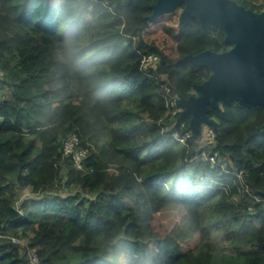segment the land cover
Segmentation results:
<instances>
[{"label":"trees","instance_id":"obj_1","mask_svg":"<svg viewBox=\"0 0 264 264\" xmlns=\"http://www.w3.org/2000/svg\"><path fill=\"white\" fill-rule=\"evenodd\" d=\"M156 1L0 0V264H36L28 250L37 264H264V106L211 107L216 143L187 151L159 123L160 82L190 97L212 71L177 61L233 44L220 25L181 28L184 4L149 19ZM140 53L158 67L141 71ZM73 135L83 168L63 151ZM171 206L184 213L163 220Z\"/></svg>","mask_w":264,"mask_h":264},{"label":"water","instance_id":"obj_2","mask_svg":"<svg viewBox=\"0 0 264 264\" xmlns=\"http://www.w3.org/2000/svg\"><path fill=\"white\" fill-rule=\"evenodd\" d=\"M183 4L181 28L192 18L199 20L206 35L212 26L220 25L225 41L233 44L223 52L203 50L177 61L212 71L203 83L195 84L190 97L181 95L178 101L183 107L181 118L188 119L190 129L200 137L204 125L218 130V121L209 115L211 107L219 110L222 103L234 100L247 108L264 106V10L254 11L236 0H157L148 18Z\"/></svg>","mask_w":264,"mask_h":264},{"label":"built area","instance_id":"obj_3","mask_svg":"<svg viewBox=\"0 0 264 264\" xmlns=\"http://www.w3.org/2000/svg\"><path fill=\"white\" fill-rule=\"evenodd\" d=\"M159 61L160 57L157 54L140 53V69L144 73H149L152 72L153 69H156ZM162 80L163 81L160 82L161 94L167 100V111L166 115L159 120V123L169 122L172 136L187 146V151H189L192 141L197 142L202 148L213 146L217 141V130L210 125H204L202 135L196 137L189 127V120L181 118L183 107L178 102L181 93L173 90L167 77H164ZM80 144V138L77 135L70 136L64 143L63 151L65 155L72 154L78 166L83 168L81 162L89 155L90 149L83 148ZM203 155L205 159L210 160L214 164L225 166L227 163L224 157L220 156L218 152H214L213 154L204 152ZM28 256L32 263L37 264L39 262V256L36 250L29 251Z\"/></svg>","mask_w":264,"mask_h":264},{"label":"rangeland","instance_id":"obj_4","mask_svg":"<svg viewBox=\"0 0 264 264\" xmlns=\"http://www.w3.org/2000/svg\"><path fill=\"white\" fill-rule=\"evenodd\" d=\"M1 76H2V73L0 72V78H1ZM36 140H37L38 143H40V141L38 139H36ZM71 191H73V190L70 187H63L62 188L60 186V188H59V192L62 195L70 193ZM34 197H36V195L33 194L31 187H25V188L22 189L21 200H28V199L30 200V199H32ZM128 204L130 206H132L131 202H128ZM31 210H36V209L34 207H32ZM183 213H184L183 207H181V206H171V207H169V208H167V209H165L163 211V214H162L161 218L163 220H168V219L172 218V216H181ZM30 236H32V235L30 234ZM16 240H18V241H16ZM28 240H29V238H23V239H21V238L17 239L16 238V239H14L15 242L21 244L23 247L27 246ZM29 251H31V250L27 251V255L29 254Z\"/></svg>","mask_w":264,"mask_h":264}]
</instances>
